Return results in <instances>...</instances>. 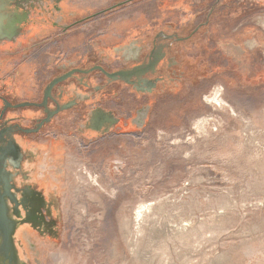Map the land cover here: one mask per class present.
<instances>
[{
	"label": "rangeland",
	"instance_id": "obj_1",
	"mask_svg": "<svg viewBox=\"0 0 264 264\" xmlns=\"http://www.w3.org/2000/svg\"><path fill=\"white\" fill-rule=\"evenodd\" d=\"M70 8L81 22L55 44L74 53L73 65L113 38L123 57L146 29L188 37L201 28L178 48L179 78L137 110L135 132L87 153L77 142L51 170L61 247L42 248L35 262L264 264V0H70ZM51 35L30 41L43 45L41 61L54 52ZM215 88L222 108L206 101Z\"/></svg>",
	"mask_w": 264,
	"mask_h": 264
},
{
	"label": "flooded vegetation",
	"instance_id": "obj_2",
	"mask_svg": "<svg viewBox=\"0 0 264 264\" xmlns=\"http://www.w3.org/2000/svg\"><path fill=\"white\" fill-rule=\"evenodd\" d=\"M72 18L70 0H0V264H39L42 248L61 247L56 166L77 142L87 153L135 132L137 110L179 78L178 48L201 28L188 37L146 29L123 57L113 38L73 65L74 53L55 44L81 22ZM42 30L55 46L44 61L43 45L30 44Z\"/></svg>",
	"mask_w": 264,
	"mask_h": 264
},
{
	"label": "bare ground",
	"instance_id": "obj_3",
	"mask_svg": "<svg viewBox=\"0 0 264 264\" xmlns=\"http://www.w3.org/2000/svg\"><path fill=\"white\" fill-rule=\"evenodd\" d=\"M2 6V5H1ZM3 7V6H2ZM1 7V8H2ZM21 19H22V17H21ZM26 19V18H25ZM20 22V21H19ZM260 25L262 26V27H264V19H260ZM257 43V42H256ZM255 44V43H254ZM249 45H251V46H253V42H250V44ZM250 46V47H251ZM249 47V46H248ZM206 101L208 102V103H212V104H214L215 106H218V107H221L222 108V105H223V99H222V95H221V90H220V88H215L213 91H212V93H211V95H207L206 96ZM99 113H101V112H99ZM103 116V115H102ZM100 120V119H99ZM97 123V122H96ZM98 124V123H97ZM100 126V125H99ZM141 212V211H140ZM143 215V214H142ZM144 221V220H143ZM130 244H132L131 246H132V252L133 253H135L134 252V244H133V242H131Z\"/></svg>",
	"mask_w": 264,
	"mask_h": 264
},
{
	"label": "water",
	"instance_id": "obj_4",
	"mask_svg": "<svg viewBox=\"0 0 264 264\" xmlns=\"http://www.w3.org/2000/svg\"><path fill=\"white\" fill-rule=\"evenodd\" d=\"M154 65H155V63H154ZM140 71H141V69H140V68H137V69H135V70L133 71V74L141 73L142 71H141V72H140ZM124 75H125V74L122 73V76H124ZM108 76H109V77H114V76H112V75H108ZM61 80H63V79H61ZM56 82H57V81H56Z\"/></svg>",
	"mask_w": 264,
	"mask_h": 264
}]
</instances>
